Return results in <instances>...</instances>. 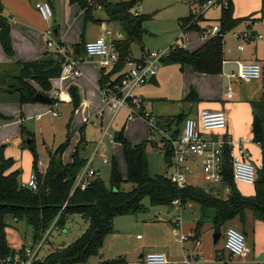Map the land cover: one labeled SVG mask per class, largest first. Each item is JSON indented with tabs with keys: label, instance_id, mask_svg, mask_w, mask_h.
Returning <instances> with one entry per match:
<instances>
[{
	"label": "rangeland",
	"instance_id": "obj_1",
	"mask_svg": "<svg viewBox=\"0 0 264 264\" xmlns=\"http://www.w3.org/2000/svg\"><path fill=\"white\" fill-rule=\"evenodd\" d=\"M135 1L136 4L131 9L132 12L151 14V17L144 22L143 46L145 50L165 49L172 43L182 46V42L187 44L191 39H199V29L201 27L205 28L220 24L221 1L206 9L203 18L198 20L196 27L188 31L181 29L179 20L180 18L188 17L190 10H193L194 13L195 11L198 12L197 5L195 6L193 0ZM0 3L2 4L1 0ZM52 7L53 17L47 21L41 18L34 7L39 16V29L43 32V43L45 46L47 37L44 35V31L52 27L58 28V39L64 47L71 51L74 44L81 42L82 39L83 41H89L94 40L98 36H104L105 42L110 44L112 40L122 36L118 22L107 21L104 12L100 8L93 12V16L100 18V21H86L80 7L77 4H70L68 0H65V3L64 1L56 0ZM233 8L236 17H249V19L240 22L236 27L226 32L224 35L225 47L232 52L238 53L236 45L240 43L243 45L244 55L249 54L255 48L254 54L258 55L261 65V77L259 80L264 88V12H260V0H233ZM4 14L9 19L7 12H4ZM253 17L256 18L255 22L251 21ZM55 23H58V26ZM106 30H109L111 34L108 35ZM251 30L255 31L256 35L247 40H238L234 36V33L250 32ZM149 33L153 35H149ZM182 34L184 37L183 41L179 38ZM49 51L52 52L51 50ZM131 53L133 57H137L140 54V48L132 44ZM4 55L8 56L5 53ZM81 55H84L82 51L79 53V56ZM71 56L74 59L76 58V60L78 59L77 55L74 56L73 53H71ZM173 66L179 68L178 65H172V67L170 66L171 70L174 68ZM76 67L80 71L79 75L73 74L69 67L64 66L63 68L64 81L67 85L64 90L69 93V88L75 86L79 102L83 99L85 101L84 105L83 103L81 105L78 104L75 109L71 101L60 99L58 93L63 90V86H58L59 80H50L51 88L47 93L38 89V91L54 98L55 102L49 105L37 102L21 104L16 92L10 94L4 90L0 91V113L4 116L0 117V145H3L4 155L11 157L14 166L19 169L18 179L22 183H27L30 175L34 173V157H36V162L40 161L43 165H47L50 154H53L59 145L67 140L68 143L58 159L63 163H68L73 161L75 153L77 157L85 158V161L92 156L90 168H93L96 172L93 178H100L105 188L110 189V164L112 160L116 162L121 176L123 178L126 176L122 146L120 142L115 140L117 133L121 132L132 144L150 140L151 129L147 122L136 114L137 109L135 107L138 108L141 104L144 107V111L154 117V123H156V118L161 120L159 122L160 126L166 123L165 119H172L173 123L171 126L166 127L168 132L171 133L176 124L175 117L180 109L187 108L190 105L188 102L184 103V100L178 96L171 98V100H149L147 98V95L154 97L169 93L170 87L172 85L175 86L177 83L176 74L173 75V72L163 87L148 88L146 94L140 91L147 89V86L144 87L145 83L134 87L132 95L138 98V102L135 107H132L134 111L132 117L127 118L130 113L129 106L114 110L103 102L98 87L100 67L97 59L94 57L80 58L76 61ZM109 70L110 68H107L105 71ZM7 73H11V70H8ZM115 75L113 74L111 77L114 78ZM255 85L257 84H249L239 80V86L242 91L252 90ZM34 86L38 88L36 84ZM56 92L57 94H55ZM223 92H225L224 89ZM141 96L143 99H141ZM37 114H40L39 118H36ZM28 133L31 134L33 141L30 146H24L22 141L28 138ZM159 136L160 133L155 132L154 141L157 144ZM81 137L84 141L83 144L80 142ZM234 138L238 139L240 137ZM241 138L245 140L244 137ZM94 146H97L95 151L93 150ZM246 148L249 152L248 158L250 161L259 167L261 162H259L258 148L256 146L248 147V144H246ZM103 158L108 161L106 163L102 162ZM146 159L148 172L151 176L162 173L168 160L165 151L159 145H152L150 141L146 146ZM84 165L80 164L79 170L74 172L77 174L83 169ZM198 167L195 169V173L188 177V181L193 185L204 187L207 183L200 175V166ZM38 170L40 171L41 168L38 167ZM132 186V183L123 181L119 184V189L129 191ZM241 189L244 190L245 187L241 186ZM142 202L145 205L143 212L118 215L113 218L114 229H117L118 232L105 236L102 244L104 258L122 256L129 264H143L139 255L145 254L148 251V247H141V245H145L146 241H150L158 235L173 238L171 233L174 226L168 219L173 214L179 218L183 227L182 232L190 236L194 235V220L200 221V207L198 204L188 202L178 210L171 205H151L148 197H144ZM225 227H232L238 230L235 219L226 222ZM177 228L180 230L178 226ZM85 229L86 223L81 215L74 214L70 216L63 228H53L51 233L48 234L47 241L44 242L38 253V258H42L41 256L46 255L57 247L71 243ZM4 230L8 245L15 253L21 248L24 250L31 241V227L24 220L16 221L11 217H7V225ZM196 232L200 236L199 248L204 249V253L198 252L200 256L197 258L196 264H206L203 262H205L208 253L214 252L223 243V228L220 230L221 236L216 243L213 242L214 230L212 224L207 219L197 225ZM45 235L46 232L43 236ZM136 235H140L143 239L137 240ZM225 252L230 253L227 249H225ZM98 257L99 254L90 255L85 261L65 264H97ZM194 262L195 260L192 261V264Z\"/></svg>",
	"mask_w": 264,
	"mask_h": 264
},
{
	"label": "trees",
	"instance_id": "obj_2",
	"mask_svg": "<svg viewBox=\"0 0 264 264\" xmlns=\"http://www.w3.org/2000/svg\"><path fill=\"white\" fill-rule=\"evenodd\" d=\"M68 2L80 7L86 21H100V18L93 16L94 10L100 8L107 21L118 22L122 36L112 40V45L118 51L119 61L109 71L100 68L98 78L100 90L112 88L113 85L120 83L126 58L132 56L131 45L135 44L140 48V55L147 52L143 46L144 22L151 17V14L132 12L131 9L136 4L135 0H68ZM221 4L219 30L215 35L208 37L201 46L193 50L173 43L162 62H176L180 66L186 64L196 73H220L223 63L224 35L240 22L249 19V17L233 15L232 0H221ZM2 10L0 3V45L6 55L13 56L10 24ZM260 12H264V0H260ZM193 17V13H190L188 17L180 18L181 29L185 31L194 29L197 24L196 21L191 22ZM200 17L201 15L198 18ZM251 21L255 22L256 18H251ZM202 30L203 28L199 29L200 32ZM84 42L82 39L81 42L74 44L72 49L74 56L79 55L81 51L84 53ZM14 64L13 69H8L11 73H7V69L0 71V85H3V90L10 94L16 92L21 104L35 102L34 94L38 89L45 92L50 90V79L60 77L63 71V57L50 51L34 60H15ZM113 74H116L114 78L111 77ZM69 95L75 109L79 104L75 86L69 88ZM51 98L54 103V98ZM184 100L199 101L196 90L191 87ZM251 105L261 121V133L253 135V141L260 147L261 164L256 167L254 192L251 195L242 194L233 182L227 153L224 156L222 177V183L229 186L227 194L224 195L221 188L209 187L206 190L205 187L191 184L178 187L161 173L154 176L149 174L146 146L149 141L152 145H157L155 141H141L132 144L121 132L117 133L115 140L122 146L126 176L124 178L121 176L116 162L112 160L110 189H106L103 181L98 177L92 178L84 188L73 187L76 176L74 171L79 170L80 164L83 166L87 160L77 157L76 153L72 162L63 163L58 159L68 143L67 140L61 143L53 154H50L44 172L38 170L36 157H34L33 168L37 175V187L31 189L21 185L18 179L19 169L14 167L11 157L4 155L3 145H0V260L15 254L5 236L4 228L7 225V217L16 221L24 220L31 227L32 242L39 240L51 224L52 228H63L66 220L74 214L81 215L87 224L85 231L71 243L51 250L42 258L35 260L34 264L81 262L90 255L100 254L105 236L114 232L113 218L118 215L143 212L145 210L142 202L144 197H148L151 205H171L173 200H178L180 206L188 202L198 204L200 221L195 222V236L198 235L197 225L204 219L210 221L214 232L220 231L233 217L243 216L247 210L251 211L255 219L264 221V92L259 99L251 101ZM135 108L139 116L145 112L141 104ZM184 115V112L177 114L175 125H178ZM0 117L4 116L0 113ZM160 121L156 118L158 125ZM164 121L166 123L162 126L167 128L173 123V120L169 118ZM171 135L176 134L172 132ZM27 137H29L28 141H22L24 146H30L33 141L30 133ZM80 142L84 143L82 137ZM164 151L168 158L170 152L168 147H165ZM165 166L168 167V160ZM123 181L133 184L129 191L119 189V184ZM22 249L18 252L23 251ZM97 264L129 263L124 257L116 256L102 259Z\"/></svg>",
	"mask_w": 264,
	"mask_h": 264
},
{
	"label": "built area",
	"instance_id": "obj_3",
	"mask_svg": "<svg viewBox=\"0 0 264 264\" xmlns=\"http://www.w3.org/2000/svg\"><path fill=\"white\" fill-rule=\"evenodd\" d=\"M218 1L221 0H203L199 3L198 14L194 15L191 22H195L206 9ZM34 6L44 20L51 18L52 10L47 1H37ZM218 30L219 25L217 24L208 26L203 28L201 35L206 39L215 35ZM44 33L47 37V48L54 54L63 57V68L64 66L69 67L73 74L79 75L80 71L76 67L77 60L71 56L72 51L67 50L61 41L55 39L52 28H47ZM106 33L111 34L109 30H106ZM234 36L238 40H247L252 37L248 31L234 33ZM236 47L239 51L243 50V45L240 43ZM169 49L170 46L165 49H150L144 55L127 57L122 68L120 83L113 85L112 88L100 90L105 105L114 110L129 106L128 118L132 117L134 113L132 107L138 102V98L132 95L133 88L147 82L156 74L157 68L168 55ZM84 56L96 58L99 67L102 69L112 68L119 61L118 51L114 49L112 42L110 44L105 42L104 36L85 41ZM231 76H236L245 82L260 78L261 65L257 61H240L237 71ZM231 95L232 90L228 85L226 97L230 98ZM39 116L40 114L37 115V117ZM141 117L151 129L150 140L154 141L155 132H159L157 145L163 150L168 147L170 152L166 176L178 187L190 184L188 181V175L192 173L190 158L199 157V160L195 161L194 164L200 166L201 175L207 183L206 186L213 189L221 188V192L224 195L227 194L229 186L222 183L225 153L228 154L230 160L233 182L245 185L254 184L256 165L248 158L249 152L245 140L241 137L236 139L226 132L227 117L222 110L201 109L196 118L186 117L181 131L176 135H171L166 127L154 123V117L149 113L144 112ZM107 161L106 158L102 159L104 163ZM91 162L92 156L87 159L83 169L76 174L73 187L84 188L93 178L96 172L90 168ZM37 166L41 168L40 172H44L46 167L42 162L38 161ZM21 185L35 189L37 187V175L32 173L27 183L21 182ZM172 203L179 208L181 207L178 200H173ZM51 228L52 224L47 229L46 234ZM172 235L179 242H184L189 238L176 228L172 230ZM45 237L46 235L42 236L36 242L31 241L21 253L17 252L13 256H7L0 260V264H34ZM223 237L224 248L229 250L233 256L241 257L242 262H244L245 257L250 252L244 234L232 227H227ZM198 244L199 240L194 238V246ZM192 257L191 253H187L184 257V264H189ZM142 261L143 264H169L166 254L162 251H148L142 255Z\"/></svg>",
	"mask_w": 264,
	"mask_h": 264
},
{
	"label": "crops",
	"instance_id": "obj_4",
	"mask_svg": "<svg viewBox=\"0 0 264 264\" xmlns=\"http://www.w3.org/2000/svg\"><path fill=\"white\" fill-rule=\"evenodd\" d=\"M37 1H42V0H1L3 4V8H4L2 10L3 14L4 12L5 13L7 12V14L9 15L8 20L10 24V36H11V43L13 46L14 56L12 57L5 56L3 53V50H1L2 48L0 45V71L3 69H9V68L13 69L15 66L14 64L15 60H20V61L34 60V59L41 57L45 52L49 51V49L47 48V45L45 46V44L43 43L44 41L43 32L41 29H39L40 28L39 27L40 25L39 16L36 12L37 10L36 11L34 10L35 6L33 7L35 2ZM45 1H47L50 4L51 10H52V16H51L52 18L53 17V7L52 6L55 4L56 0H45ZM61 1H64L65 3V0H61ZM193 2L195 3V6L197 5V9L199 10L200 1L193 0ZM190 13H193V15L198 14L197 11H195L194 13L193 10H190ZM203 14L204 12L202 13L201 17L196 20V24L199 19L203 18ZM233 15H234V8H233ZM55 25L58 26V23H55ZM201 28H204V27H201ZM52 29L53 31L54 29L57 31V34L54 33V37L57 41H60L58 39V35H59L58 28L52 27ZM199 37L200 38L199 39L196 38V40L191 39V41H189L187 44L182 42V46L189 50L198 48L207 39V38L205 39L202 37L200 31H199ZM179 38L183 41L184 40L183 34L179 36ZM237 51L238 53H235V52H232L226 49L225 40H224L222 70L218 74L196 73L192 71L189 65L185 64L183 66H180V64L176 62H171V61L164 62L161 65H159V67L157 68L156 74L152 78H150L147 82H145L144 87L147 86L146 87L147 89L145 90L143 89L140 91L143 94H146V92L148 91V88L150 89V88H156V87H163L164 84L168 82V79L170 78V74L174 72L173 75L176 74L178 84L176 83L175 86L172 85L170 87L169 93H163V95H156L154 97H149L150 95H147L148 96L147 98H149V100H171V98H175V96H178L180 99L184 100V97L186 96L190 88L192 87L196 90L199 101L189 102V101L184 100V103L188 102L190 103V105L187 108L180 109L179 112H184L185 115L180 120L178 125L174 126V129L171 130V133L174 132V134H178L182 129L185 118L186 117L196 118L198 111L201 109L222 110L226 114V117H227L226 132L233 137H244L246 144H248V147L256 146L258 148V152L260 155V147L256 142L253 141L252 118H253L254 111L252 109L251 101L259 99L262 96V92L264 91V88L262 87V84L259 80L260 78H257V79H253L247 82L249 84L251 83L257 84L255 85L254 89L242 91L241 87L239 86V80L241 79L237 78L236 76H231V74L237 71L238 63L240 61H257L260 63V59L258 55L254 54L255 48H253L252 51L247 55L243 54V50L239 51L237 49ZM138 56H140V54ZM83 57L85 56L77 55L78 59L83 58ZM172 65H178L179 68H177V66H173L174 68L171 70L170 66L172 67ZM64 77L65 76L62 71L60 77L52 78L50 80L51 81L59 80L58 86H63L62 87L63 90L59 91L58 93L60 99L63 101H70L71 97L69 93L66 90H64V87L66 88L67 86L64 81ZM228 85L231 87V90H232V95L230 98L226 97V88ZM223 89L225 90V92H223ZM99 92L101 94L100 89H99ZM55 94H57V92ZM141 99H143L142 96H141ZM82 103L83 105L85 104L84 99L79 102V105H81ZM39 117L36 116V118H39ZM96 149H97V146H94L93 150L95 151ZM93 150L92 152H94ZM197 160H199V157L190 158V164L192 166V173L188 175V177L192 176L195 173V169L199 166L198 164L197 165L194 164V162ZM260 161H261V155L259 156V162ZM44 166L46 167L47 165H44ZM200 175H201V172H200ZM236 186L238 190L244 195H251L254 192L253 185L236 184ZM241 186H244L245 189L242 190ZM171 206L174 209L177 208L179 210V207H176L175 204L172 203ZM177 218L178 217L175 214H173L168 219L170 223H172V225L174 226L173 229L175 228L178 229L177 228L178 226L180 228V230L179 229L178 230L182 232V229H183L182 224L180 223L179 219L176 220ZM233 219L236 220L238 230L244 234L245 242L250 247V252L245 257L244 262H242L241 257L233 256L232 254L225 252L224 238H223V243L217 249H215L216 252L215 250L214 252H209L207 255V258L205 259V262L203 263H206V264H263L264 263V221L255 219L251 211L249 210L245 211L243 216H235L229 221ZM195 222L196 221L194 220L193 224H195ZM226 228L227 227L225 226L223 227V232ZM52 229L53 228H51L47 232L44 242L47 241L48 239L47 236L48 234L51 233ZM116 232H118V230L114 229V232L109 233V234L113 235ZM185 235L189 236V238L188 240L184 242H179L177 238H175L173 235L172 236L174 239L171 237H165L164 235H158L157 237H155L156 239L152 238L150 241H146L145 245H141V247L143 246L148 247V251L164 252L167 256L169 264H184L185 255L187 253H191L193 257L189 264H192L193 260H195L193 264H196L197 258H199L200 256L198 255V252L204 253V249L199 248L200 236L199 235L195 236V234L193 236H190L189 234H185ZM137 236L138 235H136L137 240L143 239V237H137ZM194 238H197L199 240V244L196 246H194ZM191 243H192V246H191ZM38 253H37L36 259H39ZM142 255L143 254H140L139 257L142 258ZM102 259H110V258L103 257L102 247H101L100 254L98 257V262Z\"/></svg>",
	"mask_w": 264,
	"mask_h": 264
},
{
	"label": "water",
	"instance_id": "obj_5",
	"mask_svg": "<svg viewBox=\"0 0 264 264\" xmlns=\"http://www.w3.org/2000/svg\"><path fill=\"white\" fill-rule=\"evenodd\" d=\"M54 33L57 34V31L55 29H54ZM149 35H153V34L149 33ZM250 35L252 37L255 36L256 35L255 31L251 30ZM3 89H4V86L0 85V91ZM34 101L41 103V104H45V105L52 104V102H53L50 95H48L44 92H41V91H37L34 94ZM252 133H253V135L261 133V121H260V118H259L257 113H254L253 118H252ZM28 140H29V137L26 138V141H28ZM166 173H167V166L164 167L161 175L166 176ZM205 189L207 190L208 187L205 186ZM220 236H221L220 231L214 232L213 233V242L216 243Z\"/></svg>",
	"mask_w": 264,
	"mask_h": 264
}]
</instances>
